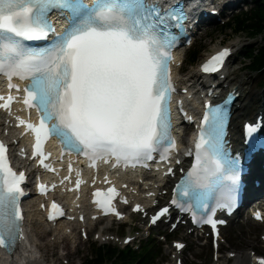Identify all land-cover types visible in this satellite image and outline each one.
I'll list each match as a JSON object with an SVG mask.
<instances>
[{
  "label": "snow or ice",
  "instance_id": "6c2138e0",
  "mask_svg": "<svg viewBox=\"0 0 264 264\" xmlns=\"http://www.w3.org/2000/svg\"><path fill=\"white\" fill-rule=\"evenodd\" d=\"M53 9L69 13L70 27L45 51L32 50L25 41L47 39L55 31L48 20ZM183 18L175 8L164 11L144 0H94L91 6L83 0H0V75L7 78L10 90H20L12 83L14 77L31 81L23 90V102L40 114L38 126L27 124L35 134L34 155H43V142L55 136L64 152L85 155L93 167L97 159L107 162L108 157H115L114 167L121 161L127 166L151 160L161 147L166 158L175 148L169 68L174 37L168 21ZM227 54L225 50L212 61L220 63ZM15 99L0 95V109L10 110ZM203 125L197 149H203L217 169L227 166L235 179L239 161L227 159L222 151L223 113L209 109ZM255 130L247 127L249 134ZM24 179L6 162V147L0 142V248L11 250L20 236ZM40 190L44 192L43 185ZM176 191L191 206L207 208L209 190L201 189L198 173L189 172ZM95 202L107 212V201ZM206 222L215 229V220L209 217Z\"/></svg>",
  "mask_w": 264,
  "mask_h": 264
},
{
  "label": "rangeland",
  "instance_id": "374dc122",
  "mask_svg": "<svg viewBox=\"0 0 264 264\" xmlns=\"http://www.w3.org/2000/svg\"><path fill=\"white\" fill-rule=\"evenodd\" d=\"M243 2L244 5L239 10L245 12L250 7L251 0H244ZM227 13L228 15L225 19H230L231 16H234L236 13H238V10L233 11L231 14L230 12ZM218 25H221L220 21L215 27L213 26L209 28L211 32L205 33V35L197 37L192 43L191 46L195 47V49L198 50V61L202 60L207 53L213 51L217 46L227 45L233 48L234 55L228 62L229 68L227 72L230 75L227 76V79L232 80L233 83H239V81H243L245 83V85L242 87V90L244 92L247 93L250 89H252L256 94L258 93L257 108L264 106V87L260 89L261 84L264 83V71H261V73L258 74L250 73L248 72V70L245 69V67H243L241 58L239 56L235 57V53L242 46H247L248 43H254L260 46L261 40L256 39L252 42L246 41L242 35L233 36L228 30H226L225 33L222 34L217 31ZM183 69V75L181 76V78L177 79L187 78L193 75L195 71L193 66H184ZM240 100H242V97H239L237 99V103H239ZM255 111L256 109L251 110V115L247 118L251 119V117L255 114ZM31 210L33 211V209ZM28 219L32 221V225L29 226L30 239H32L36 243L37 237L39 238L41 234L46 235L44 239V244L47 247L44 246L45 249L43 248L40 254L41 259H39V261L35 264H47L50 262L55 264H83V262L87 258L94 259V250H97L98 248L103 247L120 251V249L123 248V245L119 243L120 238L122 236H126L127 234H130L131 236L137 238L131 245H129V247L133 249H135L136 246L142 243L143 241H149L148 247L150 253L152 257H155V259L150 264H171V261L169 259L172 252H167L169 247L168 244L170 241L176 240L177 238H181V236L183 237L185 234L184 230H182L181 232L175 234V236H170L169 238H167L166 244H162L160 240L163 239V234L156 235V233L152 230L149 232V236H147L146 231H140V225L138 221L131 218V222H128L127 225L110 226L109 223L107 224L104 222L97 224V226L93 227V229L89 232L88 236L84 240L79 237L76 232V229L72 231V234H66V230H63V226L59 225L53 231L50 232L40 223V219H38L35 215L30 214ZM109 226L110 228L108 229V231H105V229H107ZM99 230L101 231L100 233L102 235H117V241L111 242L109 244L102 243L99 241V239L94 241V237H96V234H99ZM260 231V228H256L253 231L251 229L246 230V227H242L240 231H238L236 227H231L229 229L222 230L221 239H224L225 243L220 246V249L222 251L224 250L223 254L221 255V261L224 262V259L226 258L225 253L227 252L235 255V258L230 260L228 264L235 263V260L238 256L246 257L248 252H250L249 250L255 251L257 254L263 255L264 248L261 247L262 245L259 243L257 237ZM246 237L248 238V240L246 239ZM252 240H254L255 243H253ZM185 241L187 247H185V250L182 252L181 255L182 264H214L213 260L210 259L211 251H209L208 243H200V246H198L197 244H193V238L186 239ZM246 241L248 242L247 245H245ZM140 251L141 248L138 252L135 253L138 254ZM102 264L115 263H112L111 261L109 262L105 259Z\"/></svg>",
  "mask_w": 264,
  "mask_h": 264
},
{
  "label": "trees",
  "instance_id": "16d2710c",
  "mask_svg": "<svg viewBox=\"0 0 264 264\" xmlns=\"http://www.w3.org/2000/svg\"><path fill=\"white\" fill-rule=\"evenodd\" d=\"M252 8L247 13L236 15L231 24L219 28L221 33L229 30L234 35L243 34L250 39H261L260 46H248L242 49L243 63H246L247 70L252 73L264 71V0H252ZM198 50L192 48L186 54L187 63L192 65L198 59ZM94 259L87 258L83 264H102L106 259L117 264H150L152 257L148 244L143 245L141 251L136 254L128 248L120 251L108 248L94 250Z\"/></svg>",
  "mask_w": 264,
  "mask_h": 264
},
{
  "label": "bare ground",
  "instance_id": "6f19581e",
  "mask_svg": "<svg viewBox=\"0 0 264 264\" xmlns=\"http://www.w3.org/2000/svg\"><path fill=\"white\" fill-rule=\"evenodd\" d=\"M200 0H197V2ZM179 60H180V54L178 56ZM193 76V75H192ZM190 76V77H192ZM188 78V80H190L191 78ZM239 81V80H238ZM190 81H186V84H189ZM223 84H226V87H228V89H232L234 90L235 93H238V97L237 99L240 97H242V100L239 101L238 105L234 106V110H233V114L231 115L230 119H229V129L230 131L235 134L236 133V126L237 124L242 121V120H246L247 117H249L251 115V110L256 109V114L258 112H260L262 115H264V106L258 107L257 108V102H258V98H257V94L250 89L247 93L244 92L242 90V87L245 85V83L243 81H239L238 82H232V80L230 79H226L225 82H223ZM262 97V96H261ZM157 183V181H152L150 183H143L141 185V189L140 191H142L141 195H134L133 198L137 199V201L140 202V204H142L143 207H148L149 203L151 202V200L147 201L145 200V198L143 197V194L146 192H150L151 194L155 192L154 190V184ZM170 181L169 182H164V186L162 189L158 190V193L163 191V190H167L168 187H165L166 185H170ZM132 190L137 192V188L133 187ZM169 197L167 195L161 196L160 198H155V202L160 205L163 206L165 204V201L168 199ZM147 201V202H146ZM151 209H146V213L147 215L151 213ZM34 213V212H33ZM129 219V218H128ZM137 220L139 222H142L144 220V216L143 213L137 216ZM171 223V222H170ZM240 226H247L248 228H252L253 230L256 229V227H263L264 225H260L258 223L254 224L252 222H248L246 221L245 223L242 221L240 224ZM237 225L235 226L238 231L241 229V227ZM168 227V225H163V224H158L156 225L154 228L156 230H162L166 229ZM180 225L178 224L176 226L175 229L179 228ZM65 229V227L63 228V230ZM186 229V228H185ZM53 231V230H51ZM50 231V232H51ZM46 235H40L39 238H36V243L34 242L33 246L35 247L36 252L39 254L38 258L41 259V251L43 250V248L45 249V244H44V239H45ZM99 237H102V235H99ZM246 239L248 240V238L246 237ZM253 243L254 240H252ZM248 242H245V245H247ZM257 245V244H255ZM45 246V247H44ZM27 258V254L23 252V250L18 251V255H15L14 257L10 258V259H5L2 256H0V264H21L22 260H25ZM38 259V261H39ZM234 264H252V262L250 260L247 259V257H242V256H238V258L235 260Z\"/></svg>",
  "mask_w": 264,
  "mask_h": 264
}]
</instances>
